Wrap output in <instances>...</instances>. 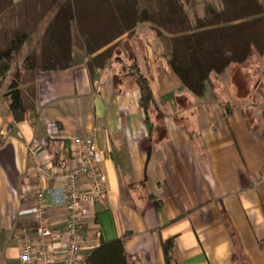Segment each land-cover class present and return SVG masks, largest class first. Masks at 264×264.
Returning <instances> with one entry per match:
<instances>
[{"label":"crops","instance_id":"crops-1","mask_svg":"<svg viewBox=\"0 0 264 264\" xmlns=\"http://www.w3.org/2000/svg\"><path fill=\"white\" fill-rule=\"evenodd\" d=\"M149 30L120 42L107 66L89 69L93 55L74 47L68 68L36 72L35 107L20 121L8 96L12 63L0 86V264H20L21 232L35 227L27 145L51 161L85 135L94 136L106 176L104 204L94 205L85 232L100 243L123 239L128 264H264V183H253L264 170V56L230 65L196 97ZM133 63L157 106L151 135ZM65 193L62 180L45 193L54 230L64 227ZM64 245L57 238L50 247L59 256Z\"/></svg>","mask_w":264,"mask_h":264},{"label":"trees","instance_id":"trees-1","mask_svg":"<svg viewBox=\"0 0 264 264\" xmlns=\"http://www.w3.org/2000/svg\"><path fill=\"white\" fill-rule=\"evenodd\" d=\"M193 4V0H0V86L10 64L22 57L23 45L36 34L22 63L12 68L8 96L14 120L34 110L36 72L68 68L74 47L93 55L89 69L107 66L120 42H128L145 23L163 46L170 73L196 97H202L211 78L230 65L264 56V0H219V5L205 4L203 16L191 20L185 6ZM129 71L151 135L150 114L157 106L149 81L136 63ZM123 242L117 238L100 243L84 264H128ZM172 247L170 240L163 245L167 258Z\"/></svg>","mask_w":264,"mask_h":264},{"label":"built area","instance_id":"built-area-1","mask_svg":"<svg viewBox=\"0 0 264 264\" xmlns=\"http://www.w3.org/2000/svg\"><path fill=\"white\" fill-rule=\"evenodd\" d=\"M27 152L36 173V194L31 205L35 227L32 233L21 232L20 264H84L87 254L100 245L97 235L87 234L85 228L95 214L94 205L104 204L106 193V176L100 168L103 157L94 136L74 137L70 149L58 153L51 161H44L34 144L27 145ZM55 180L65 183L62 230L50 227L45 206V193ZM253 183L255 186L264 183V170ZM57 238L65 239L59 256L50 247Z\"/></svg>","mask_w":264,"mask_h":264},{"label":"rangeland","instance_id":"rangeland-1","mask_svg":"<svg viewBox=\"0 0 264 264\" xmlns=\"http://www.w3.org/2000/svg\"><path fill=\"white\" fill-rule=\"evenodd\" d=\"M194 4L192 6L186 5L185 6V10L188 14L189 19H194L195 16H199L202 17L204 14V5L205 4H212V5H219V0H193ZM145 26L147 28H149L150 32L153 34L154 38H156L154 31H152V29L150 28L149 24L145 23L142 24L140 26V30L141 28ZM43 26L40 27V30H42ZM36 39V34L33 36V40H31L28 44L23 45L22 50H21V58L22 59L24 57V55L29 51V49L31 48V46L33 45V42H35L34 40ZM157 42L159 43L158 39L156 38ZM159 47H161L160 49V53L161 55H163L164 49L163 46L159 43ZM20 59H16L13 62V65L17 62L20 61ZM12 65V63L10 64V66ZM6 76V75H5Z\"/></svg>","mask_w":264,"mask_h":264}]
</instances>
